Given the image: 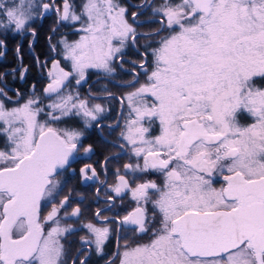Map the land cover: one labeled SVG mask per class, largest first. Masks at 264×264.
<instances>
[{
    "label": "snow or ice",
    "instance_id": "6c2138e0",
    "mask_svg": "<svg viewBox=\"0 0 264 264\" xmlns=\"http://www.w3.org/2000/svg\"><path fill=\"white\" fill-rule=\"evenodd\" d=\"M139 7L151 8L152 19L141 23L158 28L137 33L119 0H84L79 11L72 0H0V29L28 31L36 15L54 11L58 21L74 22L82 33L78 40L60 42L69 68L52 62L43 90L47 105L39 98L13 102L0 89V264H67L62 241L74 229L61 221L78 218L80 208L61 217L70 204L64 196L43 222L39 217L41 201L51 202L62 188L55 177L78 151L82 133L50 124L78 117L88 125L101 117L100 104L90 106L68 85L72 78L77 85L85 81L89 69L114 74L117 58L124 63L129 38L135 44L138 35L160 37L151 49V71L147 46L141 54L146 82L121 97L129 109L121 147L130 148L138 162L124 164V175L117 169L108 189L117 196L130 191L137 206L123 217H101L114 202L109 196L108 208L95 212L105 226H81L88 232L81 244L89 248L79 249L72 264H88L92 247L102 253L112 232L109 223L116 225L118 240L124 228L151 234L147 243L118 245L120 264H264V88L253 84L264 77V0H162L154 8L147 2ZM131 15L135 22L143 12ZM139 74L133 69L132 83ZM241 110L254 122L239 126ZM153 118L160 133L149 139L144 122ZM225 172V186L213 188L212 178ZM80 173L82 180L96 177L91 165ZM152 173L164 176L162 186L145 180L131 187L126 179Z\"/></svg>",
    "mask_w": 264,
    "mask_h": 264
},
{
    "label": "flooded vegetation",
    "instance_id": "af4514ba",
    "mask_svg": "<svg viewBox=\"0 0 264 264\" xmlns=\"http://www.w3.org/2000/svg\"><path fill=\"white\" fill-rule=\"evenodd\" d=\"M48 0H38V3H47ZM57 4L61 0H56ZM79 11L84 0H72ZM150 3L152 7H157L162 3V0H119L122 6L127 8V13L130 21L136 29L137 33L152 32L159 27L158 24L141 23L145 20L152 19L151 8L145 10L139 6L144 3ZM133 12H143L134 22L132 18ZM156 19H159L157 17ZM74 22L58 21V17L54 11H50L44 15H36L29 24L28 31L19 32V36L12 35L11 38L0 37V89H3L11 101H19L23 104L29 98H39L47 105L50 101L46 99L44 88L50 83L48 75V67L52 69L54 60L60 61L61 66L68 70L69 65L63 59L61 54L60 38L62 36H70L68 39L74 38L75 29ZM34 32V34H30ZM58 33L55 39H51V35ZM15 33V32H13ZM156 36L138 35L135 44L131 43V38L123 49V61L121 65L119 58L113 64L115 72L108 75L101 69H89L85 75V81L81 84H76V78H72L68 85L73 92H78L82 99H88L90 106L100 104L105 111L101 117L94 122L85 125L81 118L65 117L61 121L51 123L50 126L56 129H75L82 133L78 141V151L70 158L69 164L64 169L58 170V175L55 177L61 181L62 188L55 199L51 202L41 201L40 220L43 222L44 217L50 211L53 204H59V201L64 196H69V207L64 209L60 216L63 217L65 212L70 213L73 208H80L78 218H65L61 221L63 226L71 225L74 231L68 235L62 242L64 243L67 252V264H72V258L77 256L79 249L87 250L89 245L81 244V237L88 236L87 229L81 226L87 223H94L98 227L105 225L95 218L96 209L108 208V197L112 196L114 202L110 210L102 211L101 217H123L129 211L137 206L136 201L132 198V193L128 190L122 192L119 196L108 191L109 187L114 185L117 169L120 174L124 175L123 166L126 163L135 165L137 158L131 155V149L121 147L126 142L122 140L121 132L125 130L126 120L129 118V109L127 102L121 103V97L127 93L134 91L141 84L146 82V76L143 70L139 68L142 59H145L141 54L145 53L146 46L148 55L145 63L148 70L151 71L152 56L151 49L157 47L155 43ZM133 69L139 74V78L135 83L133 81ZM23 72V78L21 77ZM130 85V86H129ZM68 88L65 90L67 91ZM40 92V96H34L33 93ZM19 94V95H18ZM92 97H96L93 99ZM149 103L151 98L149 97ZM8 107L17 106L15 103H7ZM47 111V109L45 110ZM244 110L243 115L238 114L237 123L241 127H245L254 122V118ZM46 119L44 114H41L40 120L43 122ZM145 127H149L150 133L147 138L151 139L160 133V125L158 118H153L151 124L146 120ZM91 146V151L85 153V148ZM142 164V159L139 161ZM85 165H91L96 170V177L92 180H82L80 169ZM227 173H217L212 178V187L219 190L225 186L223 175ZM87 175L91 176L89 170ZM126 179L130 181V186L135 187L137 183H142L145 180L155 181L158 185H163L164 176L159 173L139 174L135 178L128 175ZM101 181H106L103 185ZM150 195L153 199L156 195L150 190ZM148 214L152 215V205L148 204ZM51 225H48L50 227ZM112 229L109 238L103 245L101 254H97L95 248L92 247L87 252L88 264H120L118 252L122 253L125 243L135 246L137 243H147L151 238V234L142 235L136 234L131 229H121L119 232V240L117 239V230L114 223L107 225ZM80 256H84L85 252L80 251Z\"/></svg>",
    "mask_w": 264,
    "mask_h": 264
},
{
    "label": "rangeland",
    "instance_id": "374dc122",
    "mask_svg": "<svg viewBox=\"0 0 264 264\" xmlns=\"http://www.w3.org/2000/svg\"><path fill=\"white\" fill-rule=\"evenodd\" d=\"M4 2L5 3H8V4H12L13 2H14V0H4ZM15 2L16 3H18L19 2V0H15ZM127 20H128V22L133 26V24H132V22L130 21V19H129V16H128V13H127ZM73 28L72 29H75V35L76 36H71V37H74V38H71V39H68L67 37H70V36H67V37H65V36H62L61 38H60V42L62 41V40H67L68 42H73V41H75V40H78L79 39V36L82 34V33H79V32H77L76 31V29L79 27V25H75V27L74 26H72ZM134 27V26H133ZM135 28V27H134ZM161 36H163V35H165V33H161L160 34ZM159 36H156L155 37V41H157V40H159ZM60 45H61V54H63V52H62V49H63V45L60 43ZM68 63V62H67ZM69 65V64H68ZM50 71V69H49V67H48V72ZM50 78V77H49ZM256 78H261L260 76H257V77H255L254 78V80H253V84H254V86H256V87H258V88H264V85H262V84H259V83H257V82H255V79ZM243 111L244 110H241V111H239L238 112V114L239 113H241L242 115H243ZM238 114H237V116H236V118H238ZM251 118H253L251 115H249Z\"/></svg>",
    "mask_w": 264,
    "mask_h": 264
},
{
    "label": "trees",
    "instance_id": "16d2710c",
    "mask_svg": "<svg viewBox=\"0 0 264 264\" xmlns=\"http://www.w3.org/2000/svg\"><path fill=\"white\" fill-rule=\"evenodd\" d=\"M56 34H53L51 35V39H55L57 36H58V33L55 32ZM18 37L19 36V32H15L13 33V31H7V30H4V29H0V37H3V38H11L12 35H15ZM255 82L259 83V84H262L264 85V77H261V78H256L255 79ZM34 96H40L41 93L40 92H37V93H33Z\"/></svg>",
    "mask_w": 264,
    "mask_h": 264
}]
</instances>
